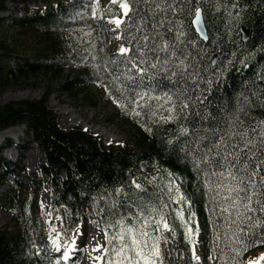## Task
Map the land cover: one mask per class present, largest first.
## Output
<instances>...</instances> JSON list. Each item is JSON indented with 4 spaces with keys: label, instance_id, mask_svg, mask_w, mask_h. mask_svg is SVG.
I'll use <instances>...</instances> for the list:
<instances>
[{
    "label": "trees",
    "instance_id": "obj_1",
    "mask_svg": "<svg viewBox=\"0 0 264 264\" xmlns=\"http://www.w3.org/2000/svg\"><path fill=\"white\" fill-rule=\"evenodd\" d=\"M44 1L47 5L42 12L36 10L28 15L31 10L27 9L23 17L0 16V93L12 86L18 75L44 73L57 81L53 87L44 88L39 99L0 105V134L18 127L43 154L37 171L29 173L21 160L12 162L3 156L15 142L7 138L0 144V190L5 183L10 184L13 192L5 204L17 222L14 232L0 230V264H64L62 254L53 253L47 246V234L38 215L37 205L47 186L51 210L67 211L69 235L64 243H68L87 219L96 222L105 233L117 231L110 227L120 218L109 215L114 206L124 215L129 208L136 210L133 201L159 203L155 197L160 194L168 202L161 190L173 179L186 202L169 203L168 219L174 235L165 233L168 243L161 242L166 257L171 253L165 264H264V258L256 259L264 244L245 249L249 239L214 213L216 205L203 176L198 175L191 156L180 151L182 143L191 138L193 125L214 126L210 116L238 114L244 118V113L239 112L244 107L251 117L264 119V106H257L258 101L264 100V0H192L183 15L163 14L167 19L183 22L182 28L173 25L174 32L184 33L179 40L169 38L167 22L158 31L166 34L167 42L175 45L177 56L185 61L182 67L186 75H192L188 87L207 97L203 104L181 113L178 106L184 97L174 95L178 118L167 122L161 117L168 115L171 105L164 99L139 100L128 87L121 62L124 58L109 49L113 42L128 47L132 36L150 33V28L143 27L138 17L134 18L135 25L129 21L116 29L110 24L116 18L127 20L119 8L120 2ZM8 2L16 3L19 10V5L26 7L30 0H0V14L10 12ZM154 2L137 0L136 8L151 15ZM196 7L202 10L208 41L199 37L192 23ZM137 26L140 32H136ZM166 55L161 53L162 57ZM12 59L18 60L16 69L11 65ZM178 63L173 57L170 64L158 66L161 70L149 69V75L156 73L151 81L153 96L177 91L172 81L178 78L171 77V72L178 71ZM180 86L184 84L181 82ZM53 89L72 94L81 106L96 108L101 100L110 102L115 107L114 116L134 130L135 139L106 146L99 136L82 128L63 129L58 115L48 105ZM181 127L189 128V136L181 134ZM134 179L147 189V195L135 189L131 184ZM177 211H183V220ZM189 226L194 229L193 238L199 235L202 260L193 259L194 239L190 241L186 231ZM60 249L63 250L61 246Z\"/></svg>",
    "mask_w": 264,
    "mask_h": 264
},
{
    "label": "snow or ice",
    "instance_id": "obj_2",
    "mask_svg": "<svg viewBox=\"0 0 264 264\" xmlns=\"http://www.w3.org/2000/svg\"><path fill=\"white\" fill-rule=\"evenodd\" d=\"M139 2L148 4L150 0H139ZM113 3H116V0H113ZM191 3L192 0H155L151 3L152 14L149 15L147 11L141 13L136 8L137 0H121L119 8L123 9V16L127 20L116 18L109 21L110 24L115 25L116 29H119L121 25H126L129 21L135 25L134 18L138 17L143 27L151 29L150 33L144 32L141 36H132L128 40V47L123 45L120 47L119 55L124 58L121 62L125 65L124 74L127 75L128 87L134 91L139 100L164 99L171 105L167 108L168 115L161 117L166 122L178 118L174 95L177 98L184 97L178 106L181 113L190 106L203 104L207 99L195 94L194 87H188V81L192 79V75H186V69L182 67L185 61L177 56L175 45L167 42L166 34L158 31V28L167 22L169 27L166 32L171 34L169 38L179 40L184 33L182 30L174 32L173 25L179 24L182 28L183 22L167 19L163 14L179 12L183 15L185 7ZM188 11L190 12L191 9ZM95 15L96 9L93 8V16ZM200 22L201 10L196 7L195 20L192 23L200 24ZM135 30L140 32L141 28L137 26ZM198 30L203 35V29ZM133 41H135L134 47ZM161 53L167 55L162 57ZM173 57L179 61L175 65L178 71L171 72V77L178 78L172 81L177 91L172 94L166 92L163 96H153L154 89L151 81L155 79L156 73L149 75V69L159 71L161 69L158 66L170 64ZM181 82L184 87L180 86ZM246 103L252 102L246 101ZM257 106H264V100L258 101ZM163 107L164 105H161V108ZM239 112L244 113V118L238 114L230 117L210 116L214 126L197 128L193 125L191 138L182 143L180 151L191 156L198 175L203 176L204 185L216 205L213 209L214 213L221 217L225 224L235 225L239 232L249 239L250 243L245 245L247 249L264 244V231H255L257 228L264 229V215H256L264 214V119L256 120L245 112L244 107H241ZM196 115L199 116L200 113L196 112ZM183 118L187 120L188 117L185 115ZM206 118L209 117H201V119ZM189 131L188 127H181L182 135L189 136ZM131 184L147 195V189L137 180H132ZM161 193L167 196L168 202H164L158 194L155 200L160 201L159 203L137 204L133 201L136 210L129 208L124 215L115 206L110 209V216L120 217L110 225L117 231L112 234L105 233L106 244H97L93 249L101 255L93 259L102 261V264H165L166 258L170 257L171 253H167L166 257L165 250L161 248V242L165 245L168 243L165 233L174 235L168 219L169 203H184L186 198L180 193V187L175 179L170 180ZM176 214L181 220L184 219L183 211H177ZM186 231L189 240L192 241L194 229L189 226ZM195 231H199L198 227ZM233 235L236 233L234 232ZM239 239L240 237L237 236V242ZM193 259H199L195 256V249H193Z\"/></svg>",
    "mask_w": 264,
    "mask_h": 264
},
{
    "label": "rangeland",
    "instance_id": "obj_3",
    "mask_svg": "<svg viewBox=\"0 0 264 264\" xmlns=\"http://www.w3.org/2000/svg\"><path fill=\"white\" fill-rule=\"evenodd\" d=\"M101 1L104 4L105 1L108 0ZM110 1L113 2V0ZM116 2H121V0H116ZM46 5L47 2L44 0H30L26 7L22 4L19 5L18 10L16 3L8 2L7 6L10 12L0 14V16L12 15L14 17H23L26 15L25 12L27 9L31 10L27 12L28 15H30L36 10L40 12L44 11ZM247 35L248 32L245 31L244 37H247ZM75 40L78 41L79 37H75ZM120 47L121 46L117 42H113L109 49L119 52ZM17 63V59L11 60L13 69H16ZM56 82L55 77L50 75L46 76L44 73L35 74L34 76L28 75L20 77L18 75L13 85L0 93V105L11 101L39 99L43 95L44 88L47 86L51 88ZM23 95L26 96L21 97ZM48 105L56 115H58L59 124L63 129H71L74 127L82 128L99 136L106 146L121 145L124 142H131L135 139L134 130L124 125L123 122L114 116L113 111H115V107L108 101L101 100L96 108L81 106L79 101H76L72 94L53 89ZM6 132L10 133L1 136ZM7 138L13 140L15 144L6 148L3 156L12 162L21 160L29 173L36 172L38 166H40L43 161V154H41L42 152L37 147V144L29 142L30 140H27V137L22 134L21 129L18 127H13L2 132L0 134V144ZM12 192L13 190L9 183H5L0 190V230L14 232L17 222L13 220V215L5 204L6 197L10 196ZM43 195L44 193L41 195L37 206L38 215L42 219L43 231L47 234V246L52 249L53 253L62 254V261L64 264L96 263L97 261H95L93 257L98 256V254L101 255V253L95 252L93 249L97 244H106L105 230H102L92 219H87L83 226L73 233L71 241L64 243L67 235H69L65 218L67 216V211L63 209L61 212L54 213L51 210L50 193L48 204L43 203ZM53 229H55V231H53ZM198 237V234H196L193 238V249H195V256L199 258L198 260H202V255L200 251H198ZM60 246L63 250L60 249ZM65 255H67V259H65ZM262 258H264V250L259 251L256 255L257 260H261ZM101 263L102 261H100L99 264Z\"/></svg>",
    "mask_w": 264,
    "mask_h": 264
},
{
    "label": "water",
    "instance_id": "obj_4",
    "mask_svg": "<svg viewBox=\"0 0 264 264\" xmlns=\"http://www.w3.org/2000/svg\"><path fill=\"white\" fill-rule=\"evenodd\" d=\"M195 20V18H193ZM194 24V27L196 29V32L198 33L199 37L204 40V41H208V33H207V28H206V25H205V21L203 19V13H202V10H201V22L200 24H196V23H193ZM203 29V35L201 34V32L198 30V29ZM207 37L206 39L204 37Z\"/></svg>",
    "mask_w": 264,
    "mask_h": 264
},
{
    "label": "bare ground",
    "instance_id": "obj_5",
    "mask_svg": "<svg viewBox=\"0 0 264 264\" xmlns=\"http://www.w3.org/2000/svg\"><path fill=\"white\" fill-rule=\"evenodd\" d=\"M24 96H26V95H23V96H21V97H24ZM88 128V127H87ZM8 133H10V132H6V133H4V134H2L1 136H4V135H6V134H8ZM100 134V133H99ZM101 135V134H100ZM49 192H50V189H49V186H47L46 187V190H45V192H43L44 193V195H43V203L44 204H48V202H49ZM99 255V254H98ZM100 263V261H97L96 263H93V264H99Z\"/></svg>",
    "mask_w": 264,
    "mask_h": 264
},
{
    "label": "built area",
    "instance_id": "obj_6",
    "mask_svg": "<svg viewBox=\"0 0 264 264\" xmlns=\"http://www.w3.org/2000/svg\"><path fill=\"white\" fill-rule=\"evenodd\" d=\"M108 1H110V0H108Z\"/></svg>",
    "mask_w": 264,
    "mask_h": 264
}]
</instances>
